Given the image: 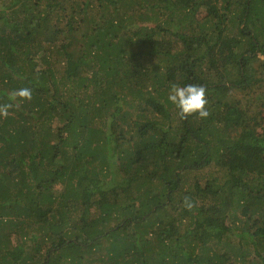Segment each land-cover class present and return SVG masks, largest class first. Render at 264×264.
<instances>
[{
	"label": "trees",
	"instance_id": "16d2710c",
	"mask_svg": "<svg viewBox=\"0 0 264 264\" xmlns=\"http://www.w3.org/2000/svg\"><path fill=\"white\" fill-rule=\"evenodd\" d=\"M25 87L0 264H264V0H0V104Z\"/></svg>",
	"mask_w": 264,
	"mask_h": 264
},
{
	"label": "clouds",
	"instance_id": "9594fccd",
	"mask_svg": "<svg viewBox=\"0 0 264 264\" xmlns=\"http://www.w3.org/2000/svg\"><path fill=\"white\" fill-rule=\"evenodd\" d=\"M9 103L0 104V117L7 118L11 110L20 107L19 102L32 100V89L25 87L14 89L9 94ZM167 100L178 109L180 119H187L190 116H198L207 119L211 115L208 107L210 100L205 86L200 84L181 85L172 83L167 95ZM19 101L18 103H12ZM183 207L192 210L197 207L198 201L192 196L186 195L182 201Z\"/></svg>",
	"mask_w": 264,
	"mask_h": 264
},
{
	"label": "rangeland",
	"instance_id": "374dc122",
	"mask_svg": "<svg viewBox=\"0 0 264 264\" xmlns=\"http://www.w3.org/2000/svg\"><path fill=\"white\" fill-rule=\"evenodd\" d=\"M205 10H200V15H199V19L203 18V15H205ZM142 21V20H141ZM13 246H10V249H12Z\"/></svg>",
	"mask_w": 264,
	"mask_h": 264
}]
</instances>
